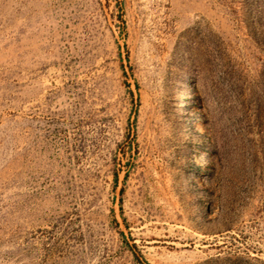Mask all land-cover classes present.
Listing matches in <instances>:
<instances>
[{
	"label": "rangeland",
	"instance_id": "1",
	"mask_svg": "<svg viewBox=\"0 0 264 264\" xmlns=\"http://www.w3.org/2000/svg\"><path fill=\"white\" fill-rule=\"evenodd\" d=\"M0 264H264V0H0Z\"/></svg>",
	"mask_w": 264,
	"mask_h": 264
},
{
	"label": "bare ground",
	"instance_id": "2",
	"mask_svg": "<svg viewBox=\"0 0 264 264\" xmlns=\"http://www.w3.org/2000/svg\"><path fill=\"white\" fill-rule=\"evenodd\" d=\"M195 126H196V128L198 129V130H202V124L198 121V122H196V124H195Z\"/></svg>",
	"mask_w": 264,
	"mask_h": 264
}]
</instances>
